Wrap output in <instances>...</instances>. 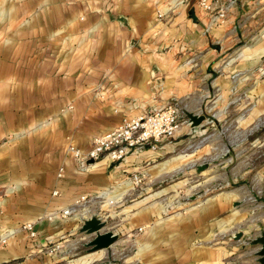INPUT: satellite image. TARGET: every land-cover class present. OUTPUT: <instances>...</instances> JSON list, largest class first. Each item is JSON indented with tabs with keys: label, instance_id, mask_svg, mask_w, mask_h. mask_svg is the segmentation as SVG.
Returning a JSON list of instances; mask_svg holds the SVG:
<instances>
[{
	"label": "crops",
	"instance_id": "1",
	"mask_svg": "<svg viewBox=\"0 0 264 264\" xmlns=\"http://www.w3.org/2000/svg\"><path fill=\"white\" fill-rule=\"evenodd\" d=\"M170 101L188 121L155 148L69 150ZM261 184L264 0L224 22L198 0H0V264H259ZM92 216L120 237L92 249Z\"/></svg>",
	"mask_w": 264,
	"mask_h": 264
},
{
	"label": "built area",
	"instance_id": "2",
	"mask_svg": "<svg viewBox=\"0 0 264 264\" xmlns=\"http://www.w3.org/2000/svg\"><path fill=\"white\" fill-rule=\"evenodd\" d=\"M236 1L198 0V3L204 11L211 13L212 19L224 22L230 7ZM160 15L162 14L160 13ZM183 114V105L179 101H170L163 107L133 117H124L121 123L113 129L94 136L92 146L86 153L74 144H70L69 150L79 161L86 157L99 158L102 154H106L115 160H122L132 151L142 150L146 146L155 148L162 137L174 135L182 122L184 120L188 121V119L182 118ZM144 175L145 173L142 170L135 172L132 177L133 181L140 184L144 179ZM88 198V195L84 194L77 202L80 203ZM71 210L67 209L65 213H69ZM23 226L29 230L31 235H35L32 222H28ZM6 242L7 238L4 236L0 240V245H4Z\"/></svg>",
	"mask_w": 264,
	"mask_h": 264
},
{
	"label": "water",
	"instance_id": "3",
	"mask_svg": "<svg viewBox=\"0 0 264 264\" xmlns=\"http://www.w3.org/2000/svg\"><path fill=\"white\" fill-rule=\"evenodd\" d=\"M189 117L194 125L199 124L204 118L205 115H196L189 114ZM259 201L264 203V195L255 196ZM105 226V222L97 216H92L87 219L83 225V230H86L88 233H96L95 237L88 241V246L92 249H99L111 245L114 241L119 238V234L113 231H101ZM243 235L242 232H239L235 235L236 239L241 238ZM252 242L255 244H260V248L257 250L259 257V264H264V230L261 231L260 235L252 239Z\"/></svg>",
	"mask_w": 264,
	"mask_h": 264
},
{
	"label": "rangeland",
	"instance_id": "4",
	"mask_svg": "<svg viewBox=\"0 0 264 264\" xmlns=\"http://www.w3.org/2000/svg\"><path fill=\"white\" fill-rule=\"evenodd\" d=\"M185 117V113L183 114V116H182V118H184ZM222 152V150H220V153ZM223 152L225 153H231V151L229 150L228 151V149L227 148H224L223 149ZM207 156H209V155H205V157L207 158ZM218 157H219V155H218ZM212 161V160H211ZM194 179H196V177H193V180ZM220 181L221 180H219V178H216V179H214V180H212V181H210V182H208V184H207V186L204 184V182H203V184H200V186L198 187L199 188V190H200V192L202 193V195H204L205 193H207L208 192V190L207 189H211V187H213V186H218L219 184H220ZM192 182H190V184H191ZM189 184V183H188ZM205 188H207L206 190H205ZM184 190H186L185 188H183V191L181 192V194L182 195H185L184 193H185V191ZM254 191L253 192H255V193H257V194H259V195H264V184H261L260 186H256L255 187V189H253ZM253 192H251L250 193V195H249V199L251 200V202H253V203H257V204H261L263 207H264V203L263 202H261V201H259L256 197H255V195H254V193ZM186 196V195H185ZM184 196V198L187 200V198ZM183 198V197H182ZM183 198V199H184ZM120 237V236H119ZM247 245H249V243H247ZM242 247L243 246H238V248L240 249V250H242ZM236 259H237V257H234L233 258V260H235L236 261ZM232 260V261H233ZM227 264H236L235 262H231V263H227Z\"/></svg>",
	"mask_w": 264,
	"mask_h": 264
}]
</instances>
